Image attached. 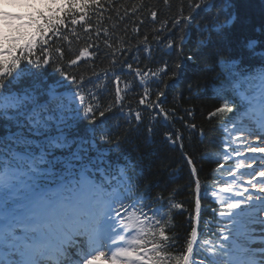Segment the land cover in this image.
I'll use <instances>...</instances> for the list:
<instances>
[{"label": "snow or ice", "instance_id": "6c2138e0", "mask_svg": "<svg viewBox=\"0 0 264 264\" xmlns=\"http://www.w3.org/2000/svg\"><path fill=\"white\" fill-rule=\"evenodd\" d=\"M14 6L33 7L27 0H13ZM165 5L169 4V0H163ZM216 0H197L191 3L189 0V14L183 13L180 9V15L173 20L172 27L182 25L178 39H169L165 48L169 53L176 51L183 52V44L190 38V34L186 29L193 22L192 12L196 10L203 11L206 14L212 12V8ZM105 3L112 7L113 11H119L113 6V0H47L48 14L39 11L36 15L29 13V18L20 13H12L0 10V19L6 23L12 20H18L21 23L17 26L15 34L0 32V119L5 121L2 126L7 131L6 136L0 137V264H105V253L101 250L107 247L110 256L107 260L110 264H264V248L259 249L261 259H255V252L249 248H240L238 246L229 247V235L225 233V228H221L222 243H214L210 239L203 241L198 240L197 226L200 218V180L195 179V216L196 221L191 228L190 235L186 239L183 247L179 250V254H174L172 249L177 247L178 237L175 233L171 236L168 234L172 224V210L183 207L180 203H175L172 194L168 197V207L166 211H161L165 198L158 195L156 201L160 203V207L153 208L151 203H146L147 197L144 194L131 199L133 189L136 187L131 177L128 176L124 169H118L115 173L107 172L116 181V187L112 192L106 191L104 185L112 186L111 180H101L99 183L88 181H77L76 185L67 182L64 191L67 195L55 196L50 194L44 187L46 180L51 175V169L56 167L55 157L48 148L58 149L61 147H70L67 137L61 132L59 137H48L51 119H56L59 124L65 127L69 126L70 120H75L83 112V118L96 121V114L100 117L105 116V112H112L113 108L121 105L124 101V95L131 89L130 81H122L120 75L112 72V82L115 85L114 102L109 103L107 107L101 110L97 91L104 88L103 83H94L91 79H87V83L93 85L91 88L86 87V77L84 75L69 74L65 71V67L59 61H52L49 55H43L49 52L45 45H48L49 39L57 37L67 40L64 36L65 31L70 32L74 36H78L76 29L80 26L85 33L95 28L96 36L99 37L101 32L106 37L109 36L108 28L100 27L101 18L104 17ZM223 7L221 11H226L233 7L232 0H222ZM143 5V0H140ZM138 8L136 5L131 7V12L136 13ZM153 21L157 18L155 10H149ZM60 13H63L61 15ZM127 10L125 15H127ZM199 14V13H198ZM96 17L94 25L92 17ZM124 17H120L123 19ZM235 15L231 14V18L220 23L217 19L211 18L210 24L202 28L209 35L198 41L199 48H208L211 45V36L215 32L217 36L223 34L222 30L226 25L235 20ZM111 19V17H108ZM142 22V21H141ZM167 21H164L160 28L166 27ZM25 27H35V32H23L21 29ZM199 27V25H198ZM135 31H139L136 29ZM158 31V30H154ZM51 34V35H49ZM111 39V37H109ZM109 39L104 40V44L111 50V67L115 68L119 63H125L118 60V56L123 54L126 49L123 41L117 39L116 43H110ZM158 39V37H157ZM71 43V41H69ZM146 44L145 52L151 57V48L147 46V35L144 37ZM259 41L250 39L246 47L253 55H259L262 63L257 68L249 70L236 71L239 62L235 60H225L223 57L218 59L221 69H228L229 82L234 94L239 98L243 112L240 120H233L229 127L221 125L226 136L223 141L224 152L223 159L228 161L233 157L241 158L235 163L234 168L229 171L232 176L230 183L224 184L218 190L213 192L221 205L219 216L227 219L232 226L240 224L239 217L256 216V219L264 224V218H260L257 214L264 211V179L257 183H253L256 177L264 178V157L260 158L259 164L253 168L252 164L245 165V159H252L256 163V156L244 157L240 148H246L250 153H264V147H252L251 142L245 137V132L254 135L259 132L256 137L261 140L264 137V51L256 53L254 49ZM175 45V48H174ZM42 48V56H35L37 47ZM88 45L78 51L74 59L68 61V66L76 65L84 57H92L93 52ZM98 48V45L96 46ZM71 51V49H69ZM60 59L64 57V49L56 48ZM127 51H131L130 48ZM18 53V54H17ZM182 57L177 58L174 64L171 77H176L178 70L182 65L179 62ZM192 59V57H188ZM22 62L24 67H21ZM137 66L133 67V63H126L129 74L134 75L139 81V86L143 87V94L139 98V104L147 105L148 108L158 109L156 115H162L164 120L176 118L183 120L184 117L176 115V109L165 110L160 103V98L165 95L163 90L155 91V101H150L149 97L153 94L148 88V83L153 82L163 84L166 88L168 85L163 80V76L168 74L169 65L165 61L162 67L153 71L145 65L143 68L139 66L138 58L134 61ZM52 64L53 71L59 73L66 80L71 81L75 85V90L71 96V103L76 107L68 108L67 111L73 113L67 117H44L42 112H54L55 109L48 107V104L39 105L36 100L34 91L24 90L22 92H6L13 83L19 82L24 78L26 73L33 76L38 75V70ZM33 69L37 70L34 72ZM96 80H100V74L93 72ZM238 79H233V78ZM104 78H108V70H104ZM255 79L259 81V97L253 93L249 96L247 93H241L237 85L241 81H249ZM123 83V87L121 84ZM63 86L62 81H57L55 86H50L48 95L55 100H59L55 92V87ZM192 85H189L191 91ZM224 88L218 90L220 94ZM255 102V104H254ZM63 108L62 104L57 105ZM259 109V116L252 120V128L244 126L243 117L247 116L251 120V116L256 115L255 108ZM37 109L42 112L38 115ZM234 106L230 105L228 100L208 114L209 118L232 112ZM251 110V116L249 111ZM123 113V108H120ZM189 116L192 109L184 110ZM128 128L122 138L114 133L119 129V125L105 126L100 130V140L115 144L116 148H120L122 139H127V133L134 130L133 121L137 124L141 121L140 111L129 109L125 115ZM15 126L17 131L12 132L10 129ZM189 129H195V124H188ZM58 127V125H57ZM148 133L151 134L153 129L149 127ZM236 133V135H232ZM43 135L48 140L46 146L41 147L40 154L37 156L32 149L35 141L33 137ZM166 139L176 144L180 139L179 132L176 133V139H173L171 132L165 133ZM75 142V141H73ZM83 143V141H82ZM235 146L237 150L233 151ZM81 147V145H78ZM181 147L183 144L181 143ZM17 149H23L19 151ZM81 151H87L81 147ZM76 157V154L73 153ZM187 163L191 165L192 175L196 176V166L193 164L191 157H187ZM49 157H52L49 159ZM83 159V157H76ZM49 165L50 167H44ZM86 166H82L84 168ZM223 168V165H220ZM243 169L247 175L252 176V180L247 181L250 187L256 190L259 195H245L249 192L241 182L242 175H238ZM259 169V170H258ZM67 170V169H65ZM123 188L124 191H119ZM126 200L130 202L125 203ZM147 209V211H145ZM151 213V214H150ZM226 228L228 226H225ZM18 229H22L20 235L17 234ZM264 231V229H261ZM231 228H229V233ZM85 237L84 244L81 245L75 237ZM259 241L264 244V236L258 237ZM70 248L75 249V256L72 258L69 252ZM195 252V255H194ZM203 258L197 259L201 256Z\"/></svg>", "mask_w": 264, "mask_h": 264}, {"label": "trees", "instance_id": "16d2710c", "mask_svg": "<svg viewBox=\"0 0 264 264\" xmlns=\"http://www.w3.org/2000/svg\"><path fill=\"white\" fill-rule=\"evenodd\" d=\"M196 2L197 0H191L193 4ZM232 4L233 7L221 11L222 0H216L210 14L199 9L192 12L193 22L186 29L190 38L183 44L182 53L176 51L169 53L165 45L169 39H178L182 25L173 28V20L180 15L181 8H183L185 16L189 14V0H169L168 5H165L163 0H143L142 6L140 0H113V6L119 11V16L116 11L112 10V7L105 3L107 10L100 21V27L108 28V37L103 32L97 37L95 28L85 33L80 26H77L78 36L65 31L63 35L68 37L67 40L52 37L49 39L48 45L44 46L49 49L48 53L43 54L40 46L34 53L35 56L49 55L52 61L62 63L65 71L69 74L77 75V77L84 75L87 88L93 87L92 84L87 83V79H91L94 83H103L104 88L97 91L101 110L107 107L109 103L114 102L113 71L121 76L122 81L131 82V89L122 93L125 97L124 101L121 105L113 108L112 112H105L104 117H100L97 112L96 121L93 123L91 120L83 118L81 110L79 117L70 120L68 127L64 126V135L67 137L70 147L48 149L51 150L52 155H56L55 168L58 169L59 165L72 162L77 169L75 176L81 175V173H90L100 177L102 172L115 173L118 169H124L136 185L131 199L144 194L147 197L145 202L151 203L153 208H157L160 207V203L156 201V198L158 195H162L165 199L161 202L163 203L161 211L167 210L168 197L172 194L173 201L183 205L182 208L174 209L171 213L173 227L168 234L171 236L175 233L178 237L177 247L172 249L174 254H179V250L183 247L190 235L192 226L195 224L193 219L196 201L195 179L185 154L187 157H191L193 164H195L201 186L199 241L210 239L214 243L223 242L220 230L226 228V223L218 218L217 211L219 208L211 201L209 194L214 186L222 183L220 175L227 169L224 166L220 168V165L224 163L222 158L224 155L223 128L221 125L234 120L244 110L239 98L232 90L227 75L228 69L222 70L218 64V59L223 57L225 60L238 61L239 67L236 71L258 69L262 63L261 57L259 55L254 56L253 52L249 51L246 47L248 40L259 41L254 49L256 53L264 51V0H232ZM133 5L138 8L136 13L131 12ZM42 6L43 9H38L34 15L39 11L48 14L47 0H42ZM150 9L157 12L155 21L150 16ZM126 10L127 15H125ZM60 14L63 15V13ZM231 14H234L236 18L231 24L224 27L223 34L217 36L213 32L210 47L199 48L198 41L209 35L208 32L201 29L210 24L211 18L224 23L225 20L231 18ZM120 17L124 18L120 19ZM92 21L95 25V16L92 17ZM164 21H167V24L161 30L160 26ZM5 26L10 29L9 34H15L18 25H14L11 21L10 23L5 22ZM136 29L139 31H135ZM21 31L35 32V27H25ZM145 35H147V46L151 48V57L145 52ZM105 39H109V42L113 44L116 43L117 39L123 41L126 51L118 56V60L125 63H119L115 68L111 67V55L109 54L111 50L105 46ZM88 45H93L89 51L93 52L94 55L82 58L76 65L68 66V61L74 59L78 51ZM56 48L64 49L62 60L55 51ZM128 48L131 51H127ZM178 56L182 57L179 60L182 67L178 70L176 77L170 78ZM188 57H192V59H188ZM137 58L140 67L143 68L147 65L153 71L162 67L165 61L168 63V74L162 77L168 86L165 88L163 84L149 82L147 86L153 93L149 100L155 101V91L157 89L163 90L165 95L160 98V103L165 110L175 108L176 115L184 117L183 120L170 118L165 121L162 115H156L158 109L148 108L146 104H139L143 87L139 86L138 79L129 74L126 67V63H133V67H136L137 64L134 61ZM21 67H24L23 62ZM104 70H108L107 79L104 78ZM33 71L37 72L35 69ZM93 72L100 74V80H96V77L92 75ZM233 79L238 78L234 77ZM57 81L63 82V86L55 87L56 95L60 97L59 100L48 95L50 86H55ZM254 82H256L255 79L246 82L241 81L237 87L240 92H251ZM190 84L192 85L191 91L189 90ZM121 87H123V83ZM222 87L224 90L218 94V90ZM24 90L34 91L39 105L47 103L48 107L55 109L52 113L37 109L38 115L41 112L44 117L73 115L67 109L76 107L75 104L71 103L75 85L59 73L54 72L52 64L38 70L36 76L26 73L23 79L13 83L5 91L19 93ZM225 99L234 106V110L209 118L208 114L220 107ZM58 104H62L64 107L58 108ZM121 107L123 113L120 111ZM129 109H132L133 112L140 111L142 119L138 124L133 121L134 130L127 133L126 140L122 139L120 148H116L115 144L101 141L100 130L105 124L109 126L119 125L113 139H115V135L124 137L125 130L128 128L125 115ZM185 109H192V114L189 116L184 111ZM57 122L59 123L56 119L49 121L51 127L48 131V137H55L54 130ZM4 123L6 122L0 119V137L7 135V131L2 126ZM188 124H195L196 128L189 129ZM149 127L153 129L151 134L147 131ZM10 130L12 132L17 131L15 126H12ZM168 132L173 134V139H176V133L179 132L180 139L177 140L176 144H172L166 139L165 133ZM32 139L35 141L33 145H37L39 142H48L43 135ZM181 143L183 147H181ZM78 145L87 151H81V147ZM73 153L76 154V157H83V159L74 157ZM82 166L86 167L82 168ZM122 191H124L123 188ZM238 238L241 241L242 237L238 236ZM241 245L246 248L247 241L242 239ZM228 246L236 245L228 243ZM199 258H203L202 255L197 257V259Z\"/></svg>", "mask_w": 264, "mask_h": 264}, {"label": "rangeland", "instance_id": "374dc122", "mask_svg": "<svg viewBox=\"0 0 264 264\" xmlns=\"http://www.w3.org/2000/svg\"><path fill=\"white\" fill-rule=\"evenodd\" d=\"M0 2H1V4H0L1 7L7 9L9 12H12V13L18 12V13L22 14L25 17V19L27 18V15L29 14V9L31 8V7H27V6H25V7L14 6L13 0H0ZM27 3H31V2H27ZM31 4H33L34 5L33 7H35L37 5V2L35 4L34 3H31ZM1 20L2 19H0V32H3L2 26H1ZM235 150H237V149L234 146V151ZM242 151H243V149H242ZM48 192L50 193L51 191L48 190ZM252 228L257 229L258 230L257 232H259V229L264 228V224H261L256 219V217H254V219L252 221ZM260 244H262V243H259L258 245H260ZM0 254H2V250H0Z\"/></svg>", "mask_w": 264, "mask_h": 264}, {"label": "bare ground", "instance_id": "6f19581e", "mask_svg": "<svg viewBox=\"0 0 264 264\" xmlns=\"http://www.w3.org/2000/svg\"><path fill=\"white\" fill-rule=\"evenodd\" d=\"M0 4H1V2H0ZM256 154L260 155L261 153H256ZM215 198H216V196H215ZM216 200H217V198H216ZM260 236H264V231H262L260 233ZM260 247L261 248H264V244L263 245L261 244ZM106 262H108L107 257H105V264H106Z\"/></svg>", "mask_w": 264, "mask_h": 264}]
</instances>
